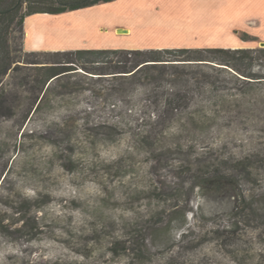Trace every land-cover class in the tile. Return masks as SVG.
Here are the masks:
<instances>
[{"label": "rangeland", "instance_id": "374dc122", "mask_svg": "<svg viewBox=\"0 0 264 264\" xmlns=\"http://www.w3.org/2000/svg\"><path fill=\"white\" fill-rule=\"evenodd\" d=\"M227 4L159 10L161 45L264 47V0L239 2L243 20ZM23 39L14 25L0 84V264H264V82L221 74L214 101L159 111L143 144L147 99L109 100L110 75L78 67L36 111Z\"/></svg>", "mask_w": 264, "mask_h": 264}, {"label": "trees", "instance_id": "16d2710c", "mask_svg": "<svg viewBox=\"0 0 264 264\" xmlns=\"http://www.w3.org/2000/svg\"><path fill=\"white\" fill-rule=\"evenodd\" d=\"M113 1L115 0H0V84L12 65L20 62L18 58L11 57L9 45L10 30L14 25L19 27L24 37L23 25L28 16L60 15ZM26 52L34 58L29 63L36 64L33 67L37 72L33 80L35 89L43 93L36 111L49 101L55 84L78 73L75 71L79 68L87 74L110 75L115 84L108 94L109 100H123L126 108L132 109L136 102L128 100V96L141 95L147 99L148 104L144 107L149 108L150 113L142 118L145 128L136 134L139 143L143 144H147V129L157 123L156 115L159 111L166 109L174 113L187 110L193 106L196 93L209 94L210 101H214V94L224 87L221 74H228L238 81L264 82V47ZM211 173L212 176L205 180L207 184L220 188L231 183L220 171L212 170Z\"/></svg>", "mask_w": 264, "mask_h": 264}, {"label": "crops", "instance_id": "0c3cea01", "mask_svg": "<svg viewBox=\"0 0 264 264\" xmlns=\"http://www.w3.org/2000/svg\"><path fill=\"white\" fill-rule=\"evenodd\" d=\"M181 1L189 4L193 0H115L60 15H31L24 21L23 45L29 52L170 48L161 43L171 38L167 34L169 30L163 28V24L167 23L169 26L171 20L159 17V10L164 9L171 14ZM228 1L226 8L230 9L231 16H240V20L253 17V14L241 16L239 2L242 0ZM70 17H74L73 21L64 20ZM118 30L126 31L119 33ZM101 32L104 34L101 35ZM159 33L163 34L162 37H158Z\"/></svg>", "mask_w": 264, "mask_h": 264}]
</instances>
